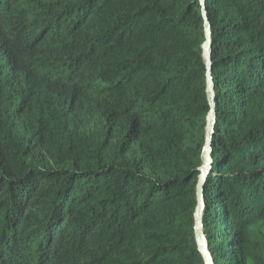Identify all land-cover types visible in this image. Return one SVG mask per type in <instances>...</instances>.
Returning a JSON list of instances; mask_svg holds the SVG:
<instances>
[{
    "label": "trees",
    "instance_id": "1",
    "mask_svg": "<svg viewBox=\"0 0 264 264\" xmlns=\"http://www.w3.org/2000/svg\"><path fill=\"white\" fill-rule=\"evenodd\" d=\"M216 106L203 235L264 264V0H205ZM199 0H0V264H204Z\"/></svg>",
    "mask_w": 264,
    "mask_h": 264
},
{
    "label": "water",
    "instance_id": "2",
    "mask_svg": "<svg viewBox=\"0 0 264 264\" xmlns=\"http://www.w3.org/2000/svg\"><path fill=\"white\" fill-rule=\"evenodd\" d=\"M202 6V15L204 21V33L205 41L202 45V61L206 69L205 85L206 96L209 105V112L206 117V129H205V143L201 153V169L196 187V202L197 206L194 213V237L197 245L198 252L200 253L204 264H213L210 254L207 249V242L203 235V212H204V186L207 176L211 170V154H212V139L214 137V128L216 124V106L214 99V89L212 83V70H211V58H210V25L207 20L206 11L204 9V1L199 0Z\"/></svg>",
    "mask_w": 264,
    "mask_h": 264
}]
</instances>
